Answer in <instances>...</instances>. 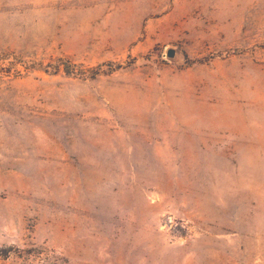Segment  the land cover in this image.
Here are the masks:
<instances>
[{"label": "rangeland", "instance_id": "rangeland-1", "mask_svg": "<svg viewBox=\"0 0 264 264\" xmlns=\"http://www.w3.org/2000/svg\"><path fill=\"white\" fill-rule=\"evenodd\" d=\"M0 264H264V0H0Z\"/></svg>", "mask_w": 264, "mask_h": 264}, {"label": "trees", "instance_id": "trees-1", "mask_svg": "<svg viewBox=\"0 0 264 264\" xmlns=\"http://www.w3.org/2000/svg\"><path fill=\"white\" fill-rule=\"evenodd\" d=\"M61 65H62V62L61 61H58V67H60ZM118 67H121V65H118ZM64 71L67 74H75V71H72L71 63H68V62L67 63H64Z\"/></svg>", "mask_w": 264, "mask_h": 264}, {"label": "water", "instance_id": "water-1", "mask_svg": "<svg viewBox=\"0 0 264 264\" xmlns=\"http://www.w3.org/2000/svg\"><path fill=\"white\" fill-rule=\"evenodd\" d=\"M166 54L168 57H174L176 54V50L174 48H168Z\"/></svg>", "mask_w": 264, "mask_h": 264}]
</instances>
